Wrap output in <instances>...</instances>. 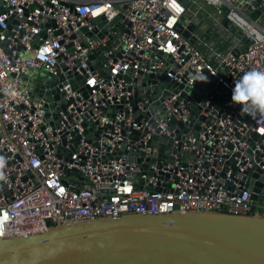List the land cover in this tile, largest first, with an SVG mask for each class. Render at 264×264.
Returning <instances> with one entry per match:
<instances>
[{"label": "built area", "instance_id": "built-area-1", "mask_svg": "<svg viewBox=\"0 0 264 264\" xmlns=\"http://www.w3.org/2000/svg\"><path fill=\"white\" fill-rule=\"evenodd\" d=\"M204 1L229 9L243 53L206 61L176 29L178 0H0V238L262 209L249 174L264 173V115L231 94L264 71V11Z\"/></svg>", "mask_w": 264, "mask_h": 264}, {"label": "water", "instance_id": "water-1", "mask_svg": "<svg viewBox=\"0 0 264 264\" xmlns=\"http://www.w3.org/2000/svg\"><path fill=\"white\" fill-rule=\"evenodd\" d=\"M178 1L185 13L176 29L206 61L216 53L237 56L245 51L248 42L231 25L226 6ZM254 5L264 11V0ZM202 85L196 82L186 90L193 94ZM249 175L250 199L264 205V173ZM0 264H264V219L138 214L56 225L38 234L0 238Z\"/></svg>", "mask_w": 264, "mask_h": 264}, {"label": "clouds", "instance_id": "clouds-1", "mask_svg": "<svg viewBox=\"0 0 264 264\" xmlns=\"http://www.w3.org/2000/svg\"><path fill=\"white\" fill-rule=\"evenodd\" d=\"M174 8L176 12L182 11L179 5L174 4ZM202 78L207 79L205 76ZM231 102L249 115H264V71L245 72L240 79L235 81ZM4 165L5 160L0 158V169H3ZM0 179H4V177L0 175Z\"/></svg>", "mask_w": 264, "mask_h": 264}, {"label": "rangeland", "instance_id": "rangeland-1", "mask_svg": "<svg viewBox=\"0 0 264 264\" xmlns=\"http://www.w3.org/2000/svg\"><path fill=\"white\" fill-rule=\"evenodd\" d=\"M36 75H39V76H42L43 75V71L42 72H39V73H36ZM256 205H260V204H257L256 203ZM253 213H254V216L255 217H263L264 215H263V210H261V209H256V207L254 208V211H253Z\"/></svg>", "mask_w": 264, "mask_h": 264}, {"label": "crops", "instance_id": "crops-1", "mask_svg": "<svg viewBox=\"0 0 264 264\" xmlns=\"http://www.w3.org/2000/svg\"><path fill=\"white\" fill-rule=\"evenodd\" d=\"M262 206V209L261 210H263V215H264V205H261ZM260 218V217H259Z\"/></svg>", "mask_w": 264, "mask_h": 264}, {"label": "trees", "instance_id": "trees-1", "mask_svg": "<svg viewBox=\"0 0 264 264\" xmlns=\"http://www.w3.org/2000/svg\"><path fill=\"white\" fill-rule=\"evenodd\" d=\"M262 219H264V216L263 217H261Z\"/></svg>", "mask_w": 264, "mask_h": 264}]
</instances>
